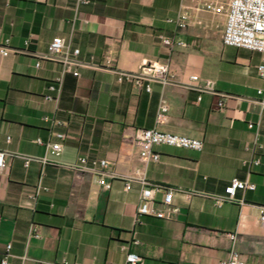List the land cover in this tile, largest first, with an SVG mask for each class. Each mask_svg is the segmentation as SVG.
Wrapping results in <instances>:
<instances>
[{"label": "crops", "instance_id": "obj_1", "mask_svg": "<svg viewBox=\"0 0 264 264\" xmlns=\"http://www.w3.org/2000/svg\"><path fill=\"white\" fill-rule=\"evenodd\" d=\"M203 5L0 0V45L9 39L7 54L0 53V260L10 244L5 264H126V251L140 256L138 264H218L231 250L245 264H264V228L258 223L264 205L260 54L222 43L228 0ZM179 10L189 19L175 29L166 19ZM159 35L183 44L166 46ZM55 36L78 48L81 59L111 57L117 71L166 62L173 81H152L146 91L117 80L113 70L78 67L74 76L57 61L42 59L35 66ZM59 75L54 99H44ZM208 79L214 91L191 87ZM162 105L167 109L158 120ZM249 121L256 128H248ZM138 128L199 138L203 148L157 145L159 160L143 164L133 138ZM256 131L261 148L253 146ZM47 141L61 142V152L50 154ZM79 156L108 161L105 184L72 166ZM232 178L255 188L217 205ZM140 179L159 186L155 200L164 188L172 189L169 217L137 216Z\"/></svg>", "mask_w": 264, "mask_h": 264}, {"label": "built area", "instance_id": "obj_2", "mask_svg": "<svg viewBox=\"0 0 264 264\" xmlns=\"http://www.w3.org/2000/svg\"><path fill=\"white\" fill-rule=\"evenodd\" d=\"M189 14L186 10H179L174 17L166 19V22L173 25L175 29L183 28L187 25ZM161 42L166 46H172L174 44L182 45V41L174 40L171 36L159 35ZM221 41L224 45L244 48L250 51H255L260 54V60L256 64V71L259 77L264 81V0H228L227 11L224 26L221 33ZM9 39L5 38L2 45H0V53L6 55ZM28 41H24V45L27 46ZM23 52H27L23 50ZM79 56V49H70L69 45L60 36L53 37L48 45L47 50L44 53L37 54V60L35 66H39L40 60L47 59L57 61L61 65L62 72L69 71L74 76L79 75L78 67H89L93 69H106L113 70L117 73V80H126L132 85L139 88H144L146 91H150V83L152 81L159 82L162 85L171 83L173 81V74L169 69V65L166 62L158 61H146L142 62L137 71H117L114 68L113 60L109 56L103 57L101 60L96 61L92 58L81 59ZM61 75L55 77L53 82L47 86V92L43 95L44 99H54L53 93L58 91L61 83ZM191 80H197V75H191ZM198 91H214V82L212 80H205L200 86H191ZM256 95L258 102L262 109H264V87H258L256 89ZM199 98V97H198ZM223 101L218 102V106H222ZM167 107L162 105L160 111L157 114V119L161 120L163 112ZM44 121H48L51 124L58 123L55 119H50L47 116L43 117ZM248 128H256L254 122L249 121L247 123ZM54 135L59 139L64 137L61 132H54ZM259 132L256 131L253 146L257 148L262 147V142L258 140ZM134 143L138 147L139 159L143 164L150 161H158L160 154L154 149V146L165 145L176 148H184L195 151H200L203 148V141L199 138L188 137L185 135L174 134L170 132H164L155 128H138L134 131ZM264 139V135H261ZM36 142L42 143L37 138ZM46 150L52 155H58L62 150L61 142H45ZM254 164L259 163V158L253 160ZM108 165L106 159H92L88 160L85 156H79L77 161L72 165L75 169L81 172H88L97 176V182L99 184H105L104 175L105 168ZM4 166L3 152L0 151V168ZM141 180V187L139 190V204L137 207V216H154L157 218L169 217V208L172 204L173 191L171 188H164L162 190V197L160 200H155V193L160 189L158 185L145 184L144 179ZM129 182L124 183V188L129 189ZM255 188L254 183L247 180H241L238 178H232L229 183L224 187V192L219 195L215 202L220 205L226 201H236V192L238 190H253ZM258 223L260 227L264 228V205L261 207V211L258 217ZM229 238L235 239V234L230 233ZM133 243H137V240H132ZM10 249V244L5 246L4 254L0 260L2 264L7 263V255ZM122 249L127 250V246L123 245ZM141 258L138 254L131 251L125 253L126 264H138ZM41 264H68L63 263H41ZM80 264V263H74ZM218 264H245L240 260L238 253L234 250L229 252V256L226 259L220 260Z\"/></svg>", "mask_w": 264, "mask_h": 264}, {"label": "rangeland", "instance_id": "obj_3", "mask_svg": "<svg viewBox=\"0 0 264 264\" xmlns=\"http://www.w3.org/2000/svg\"><path fill=\"white\" fill-rule=\"evenodd\" d=\"M190 2V4L192 5L193 9L195 8V6H204L203 5V0H188Z\"/></svg>", "mask_w": 264, "mask_h": 264}]
</instances>
